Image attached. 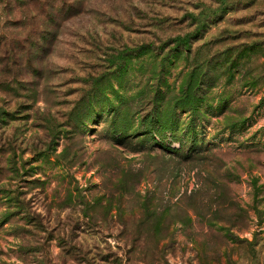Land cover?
Returning a JSON list of instances; mask_svg holds the SVG:
<instances>
[{
    "label": "rangeland",
    "instance_id": "obj_1",
    "mask_svg": "<svg viewBox=\"0 0 264 264\" xmlns=\"http://www.w3.org/2000/svg\"><path fill=\"white\" fill-rule=\"evenodd\" d=\"M53 2L0 0V264H264V0Z\"/></svg>",
    "mask_w": 264,
    "mask_h": 264
},
{
    "label": "trees",
    "instance_id": "obj_2",
    "mask_svg": "<svg viewBox=\"0 0 264 264\" xmlns=\"http://www.w3.org/2000/svg\"><path fill=\"white\" fill-rule=\"evenodd\" d=\"M23 1V0H22ZM29 2H36V4H39L40 5V7H42L41 8V10H42V12L43 13H46L45 12V10H44V8H48V13L49 14H52L53 12H56V8H55V6H54V2H53V0L51 1V0H43V2H40V0H28V3ZM22 3H24V2H22ZM184 44H187V41H185L184 42ZM255 246L254 245H252V243H249L248 242V248H250L252 251L254 250V254H256V250H255V248H254Z\"/></svg>",
    "mask_w": 264,
    "mask_h": 264
}]
</instances>
